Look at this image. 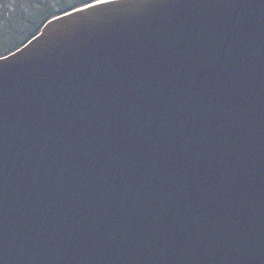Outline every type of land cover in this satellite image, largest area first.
Masks as SVG:
<instances>
[{"label": "water", "instance_id": "obj_1", "mask_svg": "<svg viewBox=\"0 0 264 264\" xmlns=\"http://www.w3.org/2000/svg\"><path fill=\"white\" fill-rule=\"evenodd\" d=\"M0 264H264V0H97L0 57Z\"/></svg>", "mask_w": 264, "mask_h": 264}, {"label": "trees", "instance_id": "obj_2", "mask_svg": "<svg viewBox=\"0 0 264 264\" xmlns=\"http://www.w3.org/2000/svg\"><path fill=\"white\" fill-rule=\"evenodd\" d=\"M97 0H0V57L20 48L49 19Z\"/></svg>", "mask_w": 264, "mask_h": 264}]
</instances>
